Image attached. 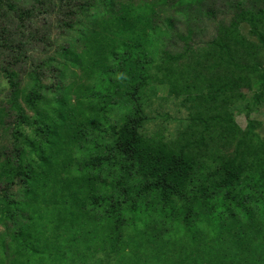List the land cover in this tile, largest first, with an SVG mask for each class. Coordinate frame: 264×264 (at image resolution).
Here are the masks:
<instances>
[{"label":"trees","instance_id":"16d2710c","mask_svg":"<svg viewBox=\"0 0 264 264\" xmlns=\"http://www.w3.org/2000/svg\"><path fill=\"white\" fill-rule=\"evenodd\" d=\"M0 75V264H264V0H0Z\"/></svg>","mask_w":264,"mask_h":264},{"label":"rangeland","instance_id":"374dc122","mask_svg":"<svg viewBox=\"0 0 264 264\" xmlns=\"http://www.w3.org/2000/svg\"><path fill=\"white\" fill-rule=\"evenodd\" d=\"M2 2H4L5 0H1ZM22 2V1H20ZM28 9L30 8V5H28ZM45 15L42 14L39 16V19L37 20L38 22L35 23V24H28L27 25V29L24 30L25 34V40L29 39V42H30V45H31V49H33V51H39L41 52L43 50V45H41L40 43H36L37 42V39H41L42 38V35L44 33V30L47 31V33L49 34V36L47 38L44 39V44L45 43H48L49 41H52V37H50L51 35L54 37L56 36H59L60 34V30L56 28V25H55V16L50 19V17H44ZM205 23V22H204ZM37 27V28H36ZM182 31L184 33H186V27L183 26L181 27ZM209 29V28H208ZM213 31V29L210 31L207 30L205 33H202V35H200L201 37V40H207L209 39V36H211V32ZM182 32V33H183ZM209 33V35H208ZM53 37V38H54ZM43 39V38H42ZM33 53V52H32ZM4 82V79L3 77L0 75V86L3 84ZM5 92V91H4ZM263 102V101H262ZM155 107V106H154ZM170 108H173V106H170ZM184 110V113L186 114L185 112V109H182ZM151 111V109L149 110V112ZM184 113L182 115L178 114V116L180 117H183ZM152 116V114H151ZM253 117V120L256 122H261L262 123V126L260 127V130H259V134L260 135H263L264 136V105L262 106H259L258 107V111L256 113H254L252 115ZM237 122L240 124V126L242 128H246L247 126V120L245 119L244 116H239L237 117ZM157 127L159 128H165L166 129V133L168 132H173L175 131L176 127H177V122H172V121H165V120H161V121H156L154 123H152L150 125V129L151 130H156ZM8 227H12V228H15V224H13V222H8L6 223V226L3 225L1 226L0 228V234H4L6 231H7V228Z\"/></svg>","mask_w":264,"mask_h":264}]
</instances>
